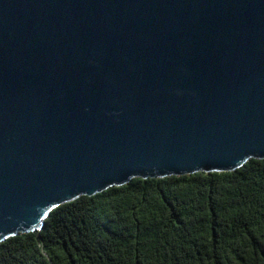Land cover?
I'll use <instances>...</instances> for the list:
<instances>
[{
  "label": "water",
  "instance_id": "obj_1",
  "mask_svg": "<svg viewBox=\"0 0 264 264\" xmlns=\"http://www.w3.org/2000/svg\"><path fill=\"white\" fill-rule=\"evenodd\" d=\"M264 159V0H0V241L134 177Z\"/></svg>",
  "mask_w": 264,
  "mask_h": 264
},
{
  "label": "trees",
  "instance_id": "obj_2",
  "mask_svg": "<svg viewBox=\"0 0 264 264\" xmlns=\"http://www.w3.org/2000/svg\"><path fill=\"white\" fill-rule=\"evenodd\" d=\"M0 264H264V159L80 195L0 241Z\"/></svg>",
  "mask_w": 264,
  "mask_h": 264
}]
</instances>
